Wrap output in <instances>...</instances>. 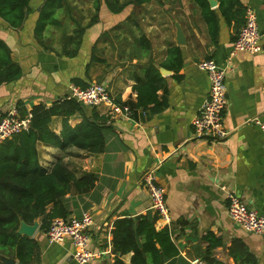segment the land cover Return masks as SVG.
<instances>
[{
    "label": "crops",
    "instance_id": "0c3cea01",
    "mask_svg": "<svg viewBox=\"0 0 264 264\" xmlns=\"http://www.w3.org/2000/svg\"><path fill=\"white\" fill-rule=\"evenodd\" d=\"M240 2L257 15L261 49L255 54H231L238 30L221 17L218 39L211 42L199 9L189 0H149L136 5V32L129 28L128 34L120 30L128 27V15L113 14L102 6L71 57L63 54L61 46V38L70 33L61 34L59 42L58 31L51 26L44 31L45 47L35 40L36 14L29 15L17 30L0 20V39L22 70L19 80L0 86L3 115L18 100L27 110L39 103L50 106L69 94L74 78L104 84L113 100L126 106L135 101V77L143 78L149 64L166 81L167 105L160 112L148 115L136 109L133 116L107 118L105 145L99 153L36 145L39 163L47 171L60 159L76 177L95 176L89 192L79 195L71 189L64 198L68 218H79L83 212L93 216L87 231L88 249L97 254L92 264H115L117 258L132 264L131 252H113L114 222L147 214L156 216V231L168 230L178 252L164 264H264V234L242 230L227 214L228 195L234 194L264 216V132L253 121H264V0ZM217 6L216 1L210 8ZM176 24L184 36L183 45L176 44ZM141 36L148 44L140 45ZM63 44L69 49L71 43L63 40ZM173 46L180 47L183 55L177 77L159 66ZM92 56L105 63L93 62ZM204 59L226 70L227 104L222 117L229 134L219 141L197 138L190 127L208 94V77L196 65ZM157 95L162 99L164 93L159 90ZM106 109L99 106L95 112L106 116ZM85 111L88 115L92 110ZM81 119L74 115L68 124L73 127ZM50 128L59 134L61 118H53ZM153 165H159L157 178L164 189L167 220L150 209L148 193L138 184L142 172ZM31 238L38 243V257L29 264H77L69 239L49 243L39 226ZM144 258L151 264L147 254ZM14 264H19L16 259Z\"/></svg>",
    "mask_w": 264,
    "mask_h": 264
},
{
    "label": "trees",
    "instance_id": "16d2710c",
    "mask_svg": "<svg viewBox=\"0 0 264 264\" xmlns=\"http://www.w3.org/2000/svg\"><path fill=\"white\" fill-rule=\"evenodd\" d=\"M39 9L35 5L40 2ZM70 0H0V20L8 29L21 28L29 15H37L33 36L44 46V31L47 27H60L61 20L56 16L60 11L69 12ZM148 0H131L127 4L142 5ZM197 6L200 16L207 26L211 42H216L219 33V18L236 30L244 22L245 6L240 0H216L218 6L211 9L208 0H189ZM35 2V5H34ZM95 14L87 25L76 23L70 35H64V42L71 43L69 49L65 44L63 54L75 56L82 42L86 28L96 21L97 13L103 6L109 12L118 14L124 5L118 0H93ZM238 32V31H237ZM141 44H148L145 36H141ZM182 51L178 46L167 49L166 59L159 65L170 70L177 77L182 67ZM93 62L105 63L104 60L92 56ZM22 76L20 65L11 57L8 45L0 39V86L15 82ZM72 84L85 88L89 84L74 78ZM132 87L135 101L127 103L133 113L136 109L150 113H158L165 108L167 86L159 69L149 64L143 78L135 77ZM162 90L164 96L158 99L157 92ZM121 103L119 100H114ZM20 116L31 114L29 126L0 143V257H11L19 264H29L37 260L38 243L35 239L17 233L20 221L32 225L39 220V230L46 232L53 218L68 219L65 196L73 189L75 194L89 192L95 182V176L84 174L76 177L59 159L50 171L43 168L38 160L37 143L65 149L75 147L90 153H99L105 145L104 132L108 128V117L98 115L95 108L83 105L67 96L56 99L50 106L39 103L29 110L22 101L15 102ZM152 105V106H151ZM85 109L92 110L86 114ZM79 115L82 119L71 127L68 120ZM3 114L0 113V119ZM61 118V131L56 134L50 128L53 118ZM156 216L141 215L135 218H122L114 222L112 230V248L119 255L132 253V264H146L144 254L148 255L151 264H164L167 259L178 254L172 244L166 228L156 231ZM0 264H3L0 260ZM115 264H122L120 259Z\"/></svg>",
    "mask_w": 264,
    "mask_h": 264
},
{
    "label": "built area",
    "instance_id": "2783aa9c",
    "mask_svg": "<svg viewBox=\"0 0 264 264\" xmlns=\"http://www.w3.org/2000/svg\"><path fill=\"white\" fill-rule=\"evenodd\" d=\"M260 41L261 33L256 12L247 6L244 12V22L238 29L231 54L233 55L235 52L255 54L261 49ZM196 65L200 71L206 73L209 89L196 115L191 119L190 127L197 138L219 141L229 134L222 117V112L227 104L226 70L212 59L201 60ZM67 97L93 108L105 106L107 108L105 113L109 119L131 116L129 107L114 102L104 84L92 82L85 88L71 84ZM30 118L29 112L21 117L18 108L13 103L0 119V143L16 133L26 130ZM253 121L264 132V121H259L257 118H254ZM158 166L153 165L145 169L139 177L138 184L148 193L150 209L158 217L167 220L169 211L164 200V189L157 178ZM227 214L242 230L253 234H264V216L249 209L234 194L228 195ZM93 223V216L89 212H83L79 218H53L45 235L49 243H62L69 239L74 261L77 264H92L97 254L88 249L89 235L87 231Z\"/></svg>",
    "mask_w": 264,
    "mask_h": 264
},
{
    "label": "rangeland",
    "instance_id": "374dc122",
    "mask_svg": "<svg viewBox=\"0 0 264 264\" xmlns=\"http://www.w3.org/2000/svg\"><path fill=\"white\" fill-rule=\"evenodd\" d=\"M129 1L131 0H118L119 4L124 5L120 13L128 15V20H125V24H128V27H120V30L126 29L127 34L129 28L134 29V31L136 32V4L129 5L127 4ZM69 2H70L69 12L60 11L59 13L58 12L56 13L57 18L61 20V26L54 27L53 30L58 31V35H56V38L59 39V42H60L61 34L71 33L72 32L71 30L75 28V24H72V22H76L78 25L83 24L85 26V24L89 22L92 16L95 14L93 0H70ZM189 9L190 10L192 9L191 6ZM69 15L71 16V18L68 17ZM135 32L134 35L136 36ZM63 39L64 38L62 37L61 38L62 48L64 46Z\"/></svg>",
    "mask_w": 264,
    "mask_h": 264
},
{
    "label": "water",
    "instance_id": "95a60500",
    "mask_svg": "<svg viewBox=\"0 0 264 264\" xmlns=\"http://www.w3.org/2000/svg\"><path fill=\"white\" fill-rule=\"evenodd\" d=\"M210 7H214L216 5V0H208ZM176 27V37H175V41L177 45H183L185 40H184V36L182 34V31L180 29V26L178 24L175 25ZM166 73H168L169 71H165ZM39 220L40 219H36L32 225H28L26 224L24 221H20L19 223V227L17 229V233L20 235H24L27 237H32V235L35 233V231L37 230L38 226H39ZM0 260L2 261L3 264H14V259L10 258V257H5V256H1Z\"/></svg>",
    "mask_w": 264,
    "mask_h": 264
}]
</instances>
